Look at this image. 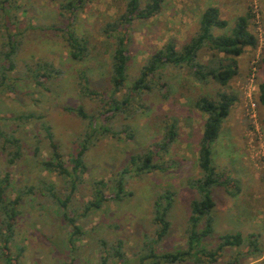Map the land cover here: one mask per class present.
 <instances>
[{
  "label": "rangeland",
  "instance_id": "374dc122",
  "mask_svg": "<svg viewBox=\"0 0 264 264\" xmlns=\"http://www.w3.org/2000/svg\"><path fill=\"white\" fill-rule=\"evenodd\" d=\"M61 0H17L12 10L14 27L25 29L29 24H47L64 27L68 20L60 15ZM210 5L218 6L221 17L235 24L238 16L252 14L250 29L258 38L255 48L248 47L238 57L239 74L222 87L215 81L200 82L184 69L169 65L163 70L166 87L157 85L152 91L133 98L125 112L111 119L112 128L120 131L119 137L97 135L86 152L87 170L76 194L62 206L70 191L58 172H50L40 161L50 156V144L44 120L52 125L67 164L91 132L89 120L65 109L66 106L83 105L88 113H95L103 122L108 105L96 97L83 95L79 85L80 73L86 71L90 85L98 91L111 92L110 81L114 39L101 33L106 21L125 8V0H95L78 21L72 25L77 34L90 41L91 54L82 61L71 58L69 46L56 29L27 28L20 50L15 57L16 68L11 75L20 77L14 90L2 87L0 91V124L6 129H18L24 145V155L14 165L7 163L0 143V175L10 171L15 197L20 189L32 187L33 194H25L21 201V214L16 224V234L10 243L11 255L17 264H153L155 258L141 260L150 253L152 240L157 237L160 224L155 223V203L167 190L174 191V202L167 218L171 221L168 234L158 243L157 253L187 249L191 200L198 196L189 186V179L202 175L199 166V143L206 115L195 107L202 94L215 96L219 91H231L238 96L230 115L224 120L220 136L213 143V159L217 171L233 178L240 191L232 195L224 187L213 189L216 201L214 232L202 239L208 249H215L220 237L241 232L245 237L255 234L264 248V109L258 102V86L264 80V0H166L156 16L137 21L133 27L132 60L129 64L127 88L139 75L148 57L164 46L170 38L184 41L195 33L202 12ZM1 7V5H0ZM0 9V49L6 33ZM52 61L64 70L60 77H52L46 86H39L26 76L38 62ZM29 75V73H28ZM123 89L118 97H122ZM167 93V96H165ZM165 96V97H164ZM250 98L257 102V119L249 115ZM34 112L42 119L27 123L5 120V116ZM179 120L180 133L171 151L159 161H168L167 170H157L128 178L127 191L133 195L122 200H110L99 209L85 213L86 203L94 199V181H110L122 168L131 165L135 154H143L164 138L167 123ZM129 127L128 134L124 129ZM39 152L36 153V146ZM132 166V165H131ZM132 169L134 167H131ZM54 184L56 198L48 194L43 183ZM112 189H107L110 193ZM75 216L83 234L74 237L69 217ZM1 223V216H0ZM204 225L201 222L200 227ZM148 236L149 238H147ZM147 245V247H146ZM125 254V259L115 257L114 250ZM146 247V248H145ZM23 248V252L21 249ZM237 249L226 248L214 263L183 262L157 264H226L234 258ZM22 252V253H21ZM20 254V256H18ZM207 261V257L201 254ZM0 257V264H5ZM241 264H264V252L259 258H243Z\"/></svg>",
  "mask_w": 264,
  "mask_h": 264
},
{
  "label": "trees",
  "instance_id": "16d2710c",
  "mask_svg": "<svg viewBox=\"0 0 264 264\" xmlns=\"http://www.w3.org/2000/svg\"><path fill=\"white\" fill-rule=\"evenodd\" d=\"M95 0H61L59 3L60 15L68 20L64 27H56L47 24H29L25 29L20 27L12 28L16 21L12 17V10L16 6L17 0H0V9L3 11V27L5 34L0 49V91L2 87L7 90H14L18 76L11 75V71L16 68L15 57L23 42L25 30L28 28L56 29L62 32V37L69 46L70 56L76 61H82L91 54L90 41L72 28L78 21L82 12H86L90 3ZM166 0H125V8L112 19L106 21L101 29V33L114 39V49L112 53L111 92L98 91L90 85V78L86 71L80 73L79 85L83 95L96 97L102 104V108L109 106L103 113V122L96 118L95 113H88L83 105L66 106L65 109L78 116L89 120L91 132H87L84 141L77 152L70 157V163L64 160V155L60 150V145L55 138L52 125L46 121L41 122L42 128L46 131V136L50 144V156L41 160L44 169L56 171L64 180V185L68 187L70 193L66 199H59L62 206H66L67 201L79 189L83 182V176L87 170L85 155L93 139L97 135L104 136L111 134L118 136L120 131L112 128L111 119L125 112L131 106L133 98L140 97L142 93L152 91L161 84L166 87L163 81V70L169 65L184 69L195 80L200 82L215 81L222 87H229L232 79L239 74L238 57H240L248 47L255 48L258 45L257 36L251 31L250 23L252 14L250 12L238 16L235 24L229 27V21L221 17L218 6L210 5L203 12L199 19L195 33L188 34L184 41L170 38L163 47L151 54L143 64L139 75L127 88L129 82V64L132 60L133 50V27L137 21L152 18L163 9ZM29 73V75H28ZM26 76L33 80L36 85L47 88L46 81L52 77H60L64 70L55 65L52 61L38 62L35 68H30ZM127 89L122 97L118 94L123 89ZM167 96V93L166 95ZM164 96V97H165ZM238 100V96L229 91H219L215 96L202 94L195 100V107L204 115V129L199 143V166L202 175L198 178L189 179V186L196 190L198 196L191 200V213L189 216V226L187 249H179L175 252L157 253L154 242L158 243L169 232L171 221L167 218L172 208L175 192L165 191L159 196L155 203L154 221L160 224L157 229V237L152 240L149 247L150 253L142 256L141 260L155 258L153 264L162 260L169 263L194 260L195 262L217 261L218 255L226 248H235L236 256L226 264H241L243 258H259L264 252V248L255 234L245 237L241 232L227 233L220 237V241L215 249H208L202 244V239L211 236L214 232V210L216 201L213 196L214 187H224L232 195L240 191L237 184L234 186L233 178L217 171L213 159V143L221 133L224 120L230 115L233 106ZM258 102L264 106V80L259 83ZM43 115L34 112H26L16 116H5V120H13L20 123H27L32 119H42ZM18 129H6L0 124L1 150L6 154L7 163L14 165L21 160L24 155V145L21 137L17 135ZM129 127L124 129L128 134ZM97 133V135H96ZM180 133L179 120L177 117L167 123L164 138L154 144V148L148 149L143 154H135L131 158V165L120 169L110 181L99 179L94 181V199L86 203L85 213L92 209L101 208L105 202L110 200H122L126 196L133 195L132 191H127L128 178L133 174L153 172L157 170H167L168 161H159L164 154L171 151L173 144L178 140ZM36 146V153L39 152ZM131 167H134L133 169ZM11 172L7 171L0 175V257L5 259V264H17V259L11 255L10 243L13 242L16 234V224L18 216L21 214L20 205L25 194H33L32 187L20 189L15 197H11L10 190L14 188ZM43 187L48 194L56 198L54 193L55 185L43 183ZM112 189L107 193V189ZM73 225L71 241L74 237L80 238L83 234L81 226L77 223L75 216L69 217ZM201 222L204 225L200 227ZM149 238L148 236H146ZM147 247V245H146ZM145 247V248H146ZM115 248L114 256L119 260L125 259V254ZM23 252V248L21 249ZM21 252V253H22ZM206 256L207 261L201 257ZM20 256V254L18 255Z\"/></svg>",
  "mask_w": 264,
  "mask_h": 264
},
{
  "label": "built area",
  "instance_id": "2783aa9c",
  "mask_svg": "<svg viewBox=\"0 0 264 264\" xmlns=\"http://www.w3.org/2000/svg\"><path fill=\"white\" fill-rule=\"evenodd\" d=\"M258 90H259V86H258ZM257 102L254 101L253 99L250 98V102H249V115L251 116L252 119L256 120L257 119Z\"/></svg>",
  "mask_w": 264,
  "mask_h": 264
},
{
  "label": "crops",
  "instance_id": "0c3cea01",
  "mask_svg": "<svg viewBox=\"0 0 264 264\" xmlns=\"http://www.w3.org/2000/svg\"><path fill=\"white\" fill-rule=\"evenodd\" d=\"M263 108L262 109H264V106H262Z\"/></svg>",
  "mask_w": 264,
  "mask_h": 264
}]
</instances>
